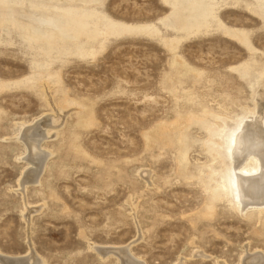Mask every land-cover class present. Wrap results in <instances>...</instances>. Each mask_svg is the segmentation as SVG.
Listing matches in <instances>:
<instances>
[{
    "label": "rangeland",
    "instance_id": "374dc122",
    "mask_svg": "<svg viewBox=\"0 0 264 264\" xmlns=\"http://www.w3.org/2000/svg\"><path fill=\"white\" fill-rule=\"evenodd\" d=\"M195 2L0 0V257H264V212L217 196L228 182L214 141L264 91V0L213 1L206 27L179 30ZM34 121L52 127L49 157L27 185L19 137Z\"/></svg>",
    "mask_w": 264,
    "mask_h": 264
},
{
    "label": "bare ground",
    "instance_id": "6f19581e",
    "mask_svg": "<svg viewBox=\"0 0 264 264\" xmlns=\"http://www.w3.org/2000/svg\"><path fill=\"white\" fill-rule=\"evenodd\" d=\"M213 1L216 0H196L194 6L191 7L190 12H192L193 16L189 21L182 17L184 14H179L177 21L179 30L190 33L193 30L200 31L206 27L209 17H213L215 13ZM41 18L42 23L40 22ZM44 18L48 20L51 18V20L45 23L43 22ZM36 21L37 23H41V25L45 24L49 26L53 24L55 26L57 24V21L49 16H42ZM112 30L110 28L108 32ZM227 36L231 37L229 33H227ZM237 39L243 40L241 37ZM259 97L260 99L256 100L255 108L248 111L244 119L236 123L234 130H225V133H217L218 135L214 137V141L222 147L220 148L222 153V162L220 164L224 169L222 176L228 182L227 186L219 185L222 191H219L217 196L219 199L222 196L229 198L231 204L237 207L240 212L252 209L264 212V91L260 93ZM51 129L52 127L47 126L46 123L40 125L39 122H35L31 126L24 125L19 139L26 144L29 154L26 157V161L33 165L34 169L31 167L32 170L27 171L23 176L22 182L24 183L22 184H38L40 182V176H42L46 160L49 157V153L43 151L40 146L41 142L51 134ZM229 132L232 133V137L226 139L225 135ZM251 166L253 167L252 169L250 168ZM21 186L26 187V185ZM99 251H102V249H99ZM116 253L121 256L122 264H141V262L135 261L130 256L128 248L119 250ZM19 258L1 255L0 264H31V262L36 261V257L34 256H28V258H24L20 262L17 260ZM38 261L36 262L38 263ZM244 263L264 264V257L260 255L249 256L245 259Z\"/></svg>",
    "mask_w": 264,
    "mask_h": 264
}]
</instances>
